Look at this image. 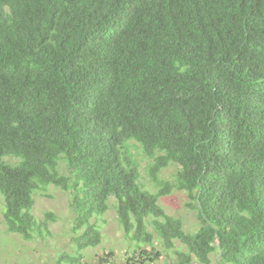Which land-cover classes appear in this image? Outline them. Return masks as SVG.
Wrapping results in <instances>:
<instances>
[{"label":"trees","instance_id":"trees-1","mask_svg":"<svg viewBox=\"0 0 264 264\" xmlns=\"http://www.w3.org/2000/svg\"><path fill=\"white\" fill-rule=\"evenodd\" d=\"M50 186L70 194L74 261L101 245L93 219L115 197L135 244L128 264L159 261L150 228L173 264H264V0H0L10 232L48 231L32 209ZM175 191L187 192L194 233L159 203Z\"/></svg>","mask_w":264,"mask_h":264},{"label":"rangeland","instance_id":"rangeland-1","mask_svg":"<svg viewBox=\"0 0 264 264\" xmlns=\"http://www.w3.org/2000/svg\"><path fill=\"white\" fill-rule=\"evenodd\" d=\"M135 154L141 165L142 186L155 192L156 188L145 172L150 161L145 157L141 148H137ZM179 169L178 165L173 164L161 173V178L172 181ZM60 171L67 174L64 162L60 163ZM69 201L70 194L54 186L48 188L46 195H36L32 213L38 220L47 221L48 231H43V234L37 233L35 238L27 240L8 230L5 223V201L0 199V264H57L63 255L65 258H62V264H109V260L114 264H128L127 261L135 250V244L127 239L118 222L115 197L109 199L110 209L108 212L100 218L93 219V223L99 225L103 236L101 245L83 251L82 262L73 260L74 256L79 254L76 242L73 241L75 235L72 232V226L75 215L70 208ZM188 201L187 192L175 191L160 199L159 203L166 214L181 219L184 222L185 230L194 233L199 228V221L195 212L187 207ZM49 214L52 216L46 219V215ZM150 231L154 234L153 246L163 252L156 264L180 262L175 254L165 252L158 235L152 228ZM175 244V249L186 251L180 242L176 241ZM153 246L145 245L143 249L150 252ZM109 253H113V257ZM134 256H136L135 259L139 258V250ZM211 258L212 263L217 264V256L213 255ZM193 264H197V262Z\"/></svg>","mask_w":264,"mask_h":264}]
</instances>
